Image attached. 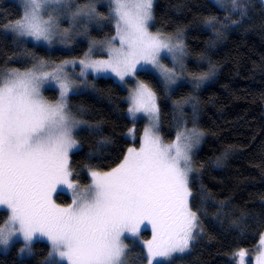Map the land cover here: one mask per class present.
<instances>
[{
  "label": "trees",
  "instance_id": "1",
  "mask_svg": "<svg viewBox=\"0 0 264 264\" xmlns=\"http://www.w3.org/2000/svg\"><path fill=\"white\" fill-rule=\"evenodd\" d=\"M74 5L94 7L96 22L84 27L85 38L73 47L60 48L11 32L9 25L21 18L24 5L0 0V74L40 60L83 58L92 45L115 36L112 0H75ZM237 5L243 15L233 4L224 9L212 0H155L152 5V29L183 42L188 79L167 92L154 72L139 70L137 77L157 94L164 141H173L182 129L203 133L190 174L189 206L198 216L195 238L187 251L160 264H238L235 254L254 250L264 233V2L237 0ZM211 18L214 24L206 23ZM205 74L206 80L194 79ZM46 93L52 100L58 97L56 90ZM127 98V87L101 75H90L86 87L70 95L68 108L82 121L75 132L79 147L70 155L75 182L87 184L91 170L116 167L133 144ZM141 134L138 127L136 136ZM57 198L63 204L71 200L64 193ZM7 216L0 210V223ZM139 233L138 240H127L125 264H148L142 242L152 239L151 226L142 225ZM22 245L0 250V264L54 259L46 241L37 240L21 253Z\"/></svg>",
  "mask_w": 264,
  "mask_h": 264
},
{
  "label": "snow or ice",
  "instance_id": "2",
  "mask_svg": "<svg viewBox=\"0 0 264 264\" xmlns=\"http://www.w3.org/2000/svg\"><path fill=\"white\" fill-rule=\"evenodd\" d=\"M66 0H25L20 19L10 31L21 37L51 44L58 34L52 14ZM116 35L107 41V59H91L92 49L78 61L47 65L39 61L26 71L0 74V208L7 219L0 223V246L13 238L31 250L34 239L50 242V264H125L126 234L137 237L142 225H150L152 239L145 242L148 264L171 258L189 249L198 228V216L189 206L192 192L191 151L203 135L195 128L179 131L173 142L158 135L157 94L139 82L128 96V113L149 119L141 147L129 148L118 166L107 172L90 171L91 183L78 188L69 179V153L79 147L74 130L82 123L71 113L67 95L76 87L65 72L69 64H79L81 77L91 70L124 81L134 76L138 66L152 65L167 85L176 82V72L161 62V53L174 59L183 54L182 40L149 31L153 0H112ZM234 11L244 9L232 0ZM95 18L94 7L77 15ZM215 18L206 21L214 24ZM114 41L118 42V46ZM49 67L51 70H49ZM198 81L208 75L194 77ZM45 84L59 90V99L47 101L41 94ZM199 85H197L198 87ZM64 186L74 189L66 207L53 200ZM258 264H264V239L258 246ZM243 264L246 253L235 254ZM158 258H160L158 260Z\"/></svg>",
  "mask_w": 264,
  "mask_h": 264
},
{
  "label": "rangeland",
  "instance_id": "3",
  "mask_svg": "<svg viewBox=\"0 0 264 264\" xmlns=\"http://www.w3.org/2000/svg\"><path fill=\"white\" fill-rule=\"evenodd\" d=\"M21 1H22L23 5H24V10H25V0H21ZM154 1L155 0H153V3H154ZM212 1H214L218 6H220L221 8H224V9L229 8L230 5L232 4V0H212ZM262 1L264 2V0H262ZM74 2H75V0H66V3L65 4L59 6L58 7V10L52 13L55 16V18L57 19V28H56V31H57L58 34L52 40L51 44H48V43H46L44 41H35L31 37H22V38H24L25 40H31V41H33L35 43L44 44V45H46L48 47H60V48L73 47L76 42L81 41L82 39L85 38V35L86 34L84 33V30H83L84 27H86V26L89 25L88 28L90 29L91 27H93L92 24H94V22H96V19L95 18L90 19L87 15H82V14L81 15H77V13L81 9H86L87 6H83V5L82 6L81 5L80 6H75L74 5ZM153 3H152V5H153ZM100 22H101V20H100ZM114 23H116L115 20H114ZM151 26H152V20L149 21V25H148L149 31L152 32V33H157V31L153 30ZM163 35L164 36H167V37H171V38L174 39V37H172L170 35H167V34H164V33H163ZM109 40L110 39L105 40L103 42L96 43L95 45H92L90 47L92 49V52L90 54L91 55V59H94V60H102V59H107L108 58V54H107L106 48H107V41H109ZM113 43H116L117 46H118V42L117 41H114ZM184 51H185V49H184ZM86 53H89V48H88V50H87ZM177 56L179 58L178 59H174L173 58V55L171 53H163V52L161 53L160 62L165 67L170 68V69H173L176 72V82L174 84H170V85H167L165 83V81H164L162 75L160 74L159 70L158 69H155L152 65H145L143 67L138 66L137 67V70H136V73H135L134 76H127V77H125L124 81H119L118 78L113 77L110 74H96V73L92 72L91 70H89L87 72L86 76L81 77L79 75V73L82 70V66L79 65V64H75V65L69 64L66 67L65 72L67 73L68 77L74 82V84L76 85V87L73 89V91H70L68 93L67 98H66L67 99V104H68V100H69V97H70L71 94L76 93V92H79V91L83 90L86 87L87 80H88V78H89L90 75L91 76H100V75L101 76H110V77L114 78L117 82H119L120 84H122L125 87H127V89H128V96H129L130 93H131V91L136 88L137 84L139 82H142L137 77V72L139 70H150V71L154 72L155 74H157L161 78L163 84L165 85L166 91L169 92L172 88H174L175 86H177L178 84H180L182 81H185V80L188 79V77L186 76V71H185V53L184 52H183V54H179L178 53ZM83 58H85V55H84ZM83 58H79V59H76V60H70V61H78V60L83 59ZM40 61H44V60H40ZM44 62L47 65H49V66H51V65H60V64L63 63L62 62V63H51V64H49L47 61H44ZM37 63H35L34 65H36ZM33 66L32 67H29V68H25V69H11L10 71L18 70V71L23 72V71H26V70H29V69L33 68ZM49 70H51L50 67H49ZM130 81H133V83L131 84ZM143 83H145V82H143ZM48 89H52V90H56L57 91L58 97H57L56 100H52V99H50V98L47 97L46 91ZM41 94L49 102H55V101H57L59 99V90H58V88L55 87V86L49 85V84H45L43 86V88L41 89ZM157 104H158V100H157ZM129 117L132 120V127L129 130V132H128V137L133 142V144L131 145L130 148H136L138 150L141 147L142 142H143V133H144V130L150 126L149 125V119H148V117H146L142 113H138L135 118H133L129 114ZM138 127H141L142 128V134H141V136L139 138L136 136V129ZM78 128H79V126L74 130V133H73L74 137H75V132H76V130ZM182 130H184V129H182ZM157 131H158V135L161 137V134H160V114H159V126H158V130ZM162 141L164 143H171L174 140L171 141V142H166V141H164L162 139ZM201 142H202V137L200 138V142L193 147V149L191 151V157H193L194 152L199 148ZM75 150L76 149H73L69 153V169H70V155ZM192 168H193V165H192ZM110 170H107V171H110ZM107 171H99V172H107ZM190 174H191V172L189 173V188H190ZM89 175H90V173H89ZM69 179L78 188H85V187H87L91 183V175H90V181L87 184H84V185L75 182L73 180V178H72V175L69 177ZM60 193H64V194H67L68 196H70L71 200H70V202L68 204H63V203H60L58 201V198L57 197H58V195ZM73 195H74V189H70V188H66L64 186H61V187L57 188V190L53 193V197L52 198H53V200L57 204L66 207V206H68V205H70L72 203ZM189 200H190V198H189ZM0 210H4V209L0 208ZM139 236H140V233H139V235L137 237H131V236H128V234H126V237L127 238L124 239V243L126 244L128 239L138 240V237ZM261 239H264V233L261 236ZM261 239H260V241H261ZM37 240L46 241L50 245V242L47 240V238L34 239L33 242H32V244L35 241H37ZM260 241L257 244L256 248L254 250H252V251L243 249V251L246 253V255L244 257V260H243V264H249V263L258 264L256 258L260 255V250L258 249V246L260 245ZM17 242H22V244H23L22 245V248H24V241L22 239H20V238L14 237L13 238V241L10 242V244L7 247L0 246V250L2 252H7ZM32 244H31V246H32ZM142 244L145 247V241H143ZM50 248H51V246H50ZM145 249H146V247H145ZM172 257H174V254L172 255ZM250 257H251V259H250ZM171 258H167V259L160 260V263L161 262H165L167 260H170ZM159 259L160 258H158V260ZM238 261H239L238 264H240L239 258H238ZM63 263H66L67 264L66 261H64ZM153 264H157V261H154Z\"/></svg>",
  "mask_w": 264,
  "mask_h": 264
}]
</instances>
